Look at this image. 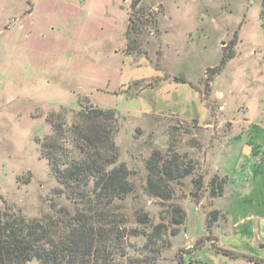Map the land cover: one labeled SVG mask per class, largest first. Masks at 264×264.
I'll return each mask as SVG.
<instances>
[{"label": "rangeland", "instance_id": "1", "mask_svg": "<svg viewBox=\"0 0 264 264\" xmlns=\"http://www.w3.org/2000/svg\"><path fill=\"white\" fill-rule=\"evenodd\" d=\"M31 3L0 4V209L29 219L52 204L71 211L37 141L52 113L69 124L80 109L114 110L133 186L118 203L126 226L139 215L164 226L170 247L149 255L155 264H210L218 238L231 235V201L264 167L262 0ZM150 176L163 180L151 195Z\"/></svg>", "mask_w": 264, "mask_h": 264}, {"label": "trees", "instance_id": "2", "mask_svg": "<svg viewBox=\"0 0 264 264\" xmlns=\"http://www.w3.org/2000/svg\"><path fill=\"white\" fill-rule=\"evenodd\" d=\"M27 4L30 6L31 0ZM261 6L264 29V0ZM46 121L49 134L37 141L40 157L59 185L56 196L64 197L72 210L52 204L50 213L29 219L4 206L0 209V264H155L149 255L161 257L170 247L164 238L168 234L164 226H146L147 217L139 215L137 225L128 228L119 211L118 203L127 198L133 186L131 173L119 162L116 137L120 124L115 111L84 108L69 124L58 113L50 114ZM148 169L154 171L156 167L150 164ZM168 170L166 165L161 169L166 176ZM182 173L190 175L192 167L187 166ZM162 182L160 177L152 180L150 176L146 190L151 195ZM152 196L164 198L161 193ZM212 216L216 217V213ZM132 240L144 241V245L137 247ZM215 251L229 258L264 264L219 247Z\"/></svg>", "mask_w": 264, "mask_h": 264}, {"label": "crops", "instance_id": "3", "mask_svg": "<svg viewBox=\"0 0 264 264\" xmlns=\"http://www.w3.org/2000/svg\"><path fill=\"white\" fill-rule=\"evenodd\" d=\"M5 0H0V4ZM25 16L28 14H24ZM173 94V92H171ZM159 94V93H158ZM171 94V95H172ZM159 102L168 105H173V99L166 96H160ZM173 107V106H172ZM171 107V108H172ZM262 173L253 175L252 183L248 185L242 192L240 198H233L231 201L229 212L231 213V235H221L218 238V243L225 250L233 251L239 254L250 256L259 260H264V210H254L253 212L245 211L242 206L244 200H255L264 204V167ZM244 177V176H243ZM246 177V175H245ZM242 177H238L240 179ZM264 206V205H263ZM220 256L216 254L209 261L210 264H255L244 259H233L226 256L223 260L216 262L215 258Z\"/></svg>", "mask_w": 264, "mask_h": 264}, {"label": "built area", "instance_id": "4", "mask_svg": "<svg viewBox=\"0 0 264 264\" xmlns=\"http://www.w3.org/2000/svg\"><path fill=\"white\" fill-rule=\"evenodd\" d=\"M0 92H1V88H0Z\"/></svg>", "mask_w": 264, "mask_h": 264}]
</instances>
